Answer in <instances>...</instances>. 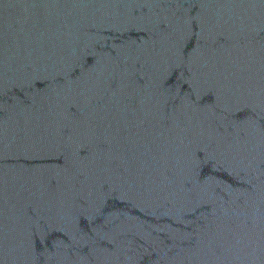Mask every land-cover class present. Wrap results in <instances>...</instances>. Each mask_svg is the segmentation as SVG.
Returning a JSON list of instances; mask_svg holds the SVG:
<instances>
[{
  "label": "water",
  "instance_id": "water-1",
  "mask_svg": "<svg viewBox=\"0 0 264 264\" xmlns=\"http://www.w3.org/2000/svg\"><path fill=\"white\" fill-rule=\"evenodd\" d=\"M264 213V0H0V264H159Z\"/></svg>",
  "mask_w": 264,
  "mask_h": 264
}]
</instances>
